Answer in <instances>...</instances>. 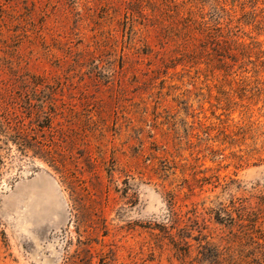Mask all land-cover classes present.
<instances>
[{"label":"rangeland","instance_id":"1","mask_svg":"<svg viewBox=\"0 0 264 264\" xmlns=\"http://www.w3.org/2000/svg\"><path fill=\"white\" fill-rule=\"evenodd\" d=\"M264 264V0H0V264Z\"/></svg>","mask_w":264,"mask_h":264},{"label":"trees","instance_id":"2","mask_svg":"<svg viewBox=\"0 0 264 264\" xmlns=\"http://www.w3.org/2000/svg\"><path fill=\"white\" fill-rule=\"evenodd\" d=\"M103 264V263H102Z\"/></svg>","mask_w":264,"mask_h":264}]
</instances>
